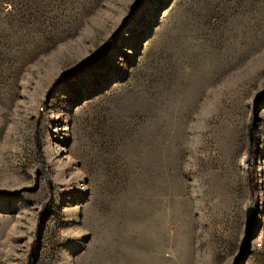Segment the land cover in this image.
I'll return each mask as SVG.
<instances>
[{
  "label": "rangeland",
  "instance_id": "1",
  "mask_svg": "<svg viewBox=\"0 0 264 264\" xmlns=\"http://www.w3.org/2000/svg\"><path fill=\"white\" fill-rule=\"evenodd\" d=\"M134 1L0 0V264H235L251 206L264 264V0H143L94 59Z\"/></svg>",
  "mask_w": 264,
  "mask_h": 264
},
{
  "label": "water",
  "instance_id": "2",
  "mask_svg": "<svg viewBox=\"0 0 264 264\" xmlns=\"http://www.w3.org/2000/svg\"><path fill=\"white\" fill-rule=\"evenodd\" d=\"M142 2H143V0H135L134 1L133 5L131 6L130 12L123 18L122 23L120 24L118 29L114 32L112 37H110V39L106 42L105 46L95 53L94 59L97 58L100 55V53L103 52L108 47L113 36L116 35L118 32H120L121 30H123L126 27L128 21L137 13V10L140 7ZM256 213H257V209L254 206H251L247 209L246 238H245L241 252H240L235 264H245V261L247 260V258L251 254V251H250L251 242L255 238V234H254L255 228L253 227V221L256 218Z\"/></svg>",
  "mask_w": 264,
  "mask_h": 264
},
{
  "label": "bare ground",
  "instance_id": "3",
  "mask_svg": "<svg viewBox=\"0 0 264 264\" xmlns=\"http://www.w3.org/2000/svg\"><path fill=\"white\" fill-rule=\"evenodd\" d=\"M250 167H251L250 163L248 164V161H245L244 168L246 169V171H248L250 169ZM100 257L103 259V263L104 264L107 263V260H109L108 258H110L108 254L107 255L106 254L105 255H100Z\"/></svg>",
  "mask_w": 264,
  "mask_h": 264
},
{
  "label": "trees",
  "instance_id": "4",
  "mask_svg": "<svg viewBox=\"0 0 264 264\" xmlns=\"http://www.w3.org/2000/svg\"><path fill=\"white\" fill-rule=\"evenodd\" d=\"M84 67V65H82L81 67H79V68H77L75 71H73V72H77V71H79L80 69H82Z\"/></svg>",
  "mask_w": 264,
  "mask_h": 264
}]
</instances>
